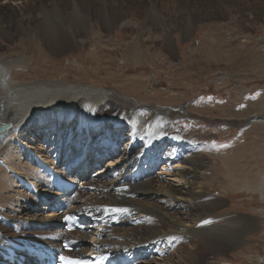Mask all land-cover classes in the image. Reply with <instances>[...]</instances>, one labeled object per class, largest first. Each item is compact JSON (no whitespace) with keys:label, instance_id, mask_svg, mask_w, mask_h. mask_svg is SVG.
Wrapping results in <instances>:
<instances>
[{"label":"bare ground","instance_id":"6f19581e","mask_svg":"<svg viewBox=\"0 0 264 264\" xmlns=\"http://www.w3.org/2000/svg\"><path fill=\"white\" fill-rule=\"evenodd\" d=\"M144 1L0 0V44L4 40H14L18 34H30L41 38L49 48L64 51L74 42L73 35L90 32L91 19L97 18L104 28H111L112 23L128 28L138 27L137 21L130 18L131 15L140 17L141 27L145 31L148 32L150 26L154 27L156 38L169 40L170 32L164 28V23L152 20L159 14L183 13L195 17L221 15L229 16V20L239 23L240 19L264 12V0H257V7L249 6L244 0L239 3L229 0H163L159 7L154 6L159 0ZM183 2L185 5L181 4ZM58 17L65 24L62 27L68 29L67 35L59 32L61 37L54 36L60 30L56 29L58 27H48L51 26L50 21L55 23ZM48 18L55 19L49 21ZM42 20L47 23L44 24ZM40 25L46 28L44 34L41 33ZM56 25L60 28V23ZM190 27L186 25L185 31L188 32ZM142 33L137 37L138 40L142 41ZM82 42L83 39L75 41ZM137 44L135 42L133 46ZM167 47L173 50V47ZM191 52L196 53L197 49L193 48ZM16 64L26 65V56L7 58L0 55V189L4 187L9 191L10 185L15 183L17 193H22V198L24 196L22 202L33 206L23 205L16 213L8 212V216L0 212V249L3 250L5 237H22L28 242L36 241L53 247L62 238H72L78 246L74 254H83V251L87 254L108 252L117 264H198L196 257L199 246L212 251L216 245L221 249L228 248L227 244L222 245L215 239L217 236L212 234L217 230L216 221L212 223L215 218L205 219L210 217L208 213L215 208L216 202L202 208L198 201L205 187L200 180L208 177L203 172V156L196 150L198 145L188 142L186 135L171 128L175 116L187 117L188 111L178 109L172 110L173 113L159 106L147 108L145 102L115 88L104 89L100 86L101 90L92 85L70 86L65 81L52 84L44 82V89L59 86L65 96H71V100L63 104H47L48 99L42 100L32 91L38 82L28 85L12 78L11 70ZM138 109L152 113L156 122L145 125L136 117ZM262 116L255 117L264 118ZM125 120L128 121L125 123ZM32 129L35 130L33 132L43 133L45 143L28 144L24 135ZM60 137L63 138L61 142ZM122 138H126V143L121 149ZM68 139H74L73 143L77 144L74 161L68 160L70 157L67 152L72 148ZM46 141L49 144L46 145ZM82 150L86 152L82 160L76 162ZM32 151L76 182L77 188L53 199L49 195L50 183L46 176L27 160ZM91 151H98L99 155ZM117 152V161L110 159L105 168L93 175L97 178L85 175L84 167L89 170L101 163V156L112 158ZM160 164L166 167L165 170L162 173L154 172ZM12 172L32 180L38 194L27 193L13 178ZM106 175L109 177L102 179ZM258 190L262 192L263 188L259 187ZM56 195L59 193L55 191ZM14 197L17 200L19 195ZM45 199L49 202V211L36 212L34 206H40V201ZM199 211L204 213L199 214ZM67 212H78L88 218L86 230L64 231L60 220ZM1 219H5L6 224L13 223L17 229H8ZM206 220L208 223H204ZM238 221V227L233 224L224 228L236 231L233 237L250 228L255 230L260 225L256 218ZM201 229L211 234L201 237ZM261 259L264 262V257ZM25 263L36 264L28 256L25 257ZM0 264H6L2 256Z\"/></svg>","mask_w":264,"mask_h":264},{"label":"rangeland","instance_id":"374dc122","mask_svg":"<svg viewBox=\"0 0 264 264\" xmlns=\"http://www.w3.org/2000/svg\"><path fill=\"white\" fill-rule=\"evenodd\" d=\"M162 1L154 6L159 7ZM229 1L239 3L243 0ZM245 1L249 6L257 7V0ZM181 4L185 5L184 2ZM228 17L159 14L152 20L164 23V28L170 32L169 40L156 38L154 27L145 31L136 15L130 16L137 21L138 27L134 28L113 23L111 28H104L97 18H93L90 32L73 35L74 42L67 50L55 51L35 35L18 34L14 40L2 41L0 55L7 58L26 56V65H14L12 78L28 85L38 82L32 91L42 100L48 99L47 104L71 100L59 86L44 89V82L65 81L70 86L115 88L145 102L147 108L159 106L165 110L188 111L187 117L175 116L171 128L186 135L188 142L198 145L196 150L205 161L203 172L208 175L207 179L200 180L205 187L198 201L202 208L217 203L208 213L210 217L204 218H215L212 223L216 221L217 230L212 234L217 236L215 239L219 243L228 246L221 249L216 245L212 251L201 245L196 261L198 264H264L261 259L264 257V118L255 117H264V12L240 19L239 23ZM52 19L55 18H48L49 21ZM58 19L55 23L50 21L48 27L60 29L55 37L67 35L68 29L62 27L65 24ZM42 22L47 23L46 20ZM59 23L60 28L56 25ZM186 25L191 26L188 32ZM40 28L44 34L46 28L41 25ZM140 33L142 41L137 39ZM78 39L83 42L75 43ZM135 42L138 44L134 47ZM193 48L197 49L196 53L191 52ZM147 110L138 109L136 117L145 125H152L156 120ZM250 116L253 117L249 119ZM70 128L74 129L73 125ZM33 131L28 130L24 135L28 144L45 143L43 133ZM125 143L126 138H122L121 149ZM75 151L70 153V158L76 156ZM118 155L117 152L112 158L102 156L101 163L87 173L89 178H97L93 175L105 168L110 159L117 161ZM165 168L157 165L154 172L162 173ZM259 187L263 188L262 192ZM17 190L15 183L10 185L9 191L4 187L0 189V212L7 216L8 212L16 213L26 204L22 202L24 196L22 198V193ZM15 195H19L17 200ZM203 213L199 211V214ZM253 218L260 221L258 228L239 232L237 238L233 237L236 231L224 229L237 224L238 219ZM8 225L5 224L11 229ZM199 234L205 238L211 233L201 229Z\"/></svg>","mask_w":264,"mask_h":264},{"label":"snow or ice","instance_id":"6c2138e0","mask_svg":"<svg viewBox=\"0 0 264 264\" xmlns=\"http://www.w3.org/2000/svg\"><path fill=\"white\" fill-rule=\"evenodd\" d=\"M222 146H225V145H222ZM113 211H119V212H127L128 210L127 209H113ZM65 219H70V217H65ZM204 223H208V221H204ZM62 260L66 259L64 257H61Z\"/></svg>","mask_w":264,"mask_h":264}]
</instances>
